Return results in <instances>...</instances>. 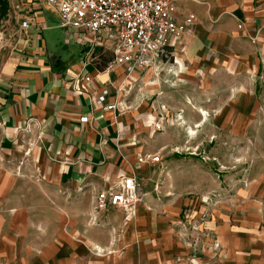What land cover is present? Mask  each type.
Returning <instances> with one entry per match:
<instances>
[{
	"label": "crops",
	"instance_id": "1",
	"mask_svg": "<svg viewBox=\"0 0 264 264\" xmlns=\"http://www.w3.org/2000/svg\"><path fill=\"white\" fill-rule=\"evenodd\" d=\"M3 1L0 264H264V176L241 188L217 218H207L205 230L197 226L194 246L178 234L168 199L149 189L139 193L134 211L97 209L99 192L157 164H138L139 155L157 153L138 152L130 124L118 114V88L140 74L102 65L97 52L108 51L92 33L64 26L46 0ZM175 4L178 20L196 16L193 32L147 75L172 58L176 76L202 78L205 88L210 78L258 71L264 0ZM106 89L115 110L97 103Z\"/></svg>",
	"mask_w": 264,
	"mask_h": 264
},
{
	"label": "rangeland",
	"instance_id": "2",
	"mask_svg": "<svg viewBox=\"0 0 264 264\" xmlns=\"http://www.w3.org/2000/svg\"><path fill=\"white\" fill-rule=\"evenodd\" d=\"M97 54L102 65L112 60L108 52ZM173 59L127 84L117 113L130 124L138 152L161 158L140 172L139 193L149 189L167 198L169 210L177 212L178 234L194 246L197 226L205 230L207 218H217L241 188L264 176V57L256 73L210 78L209 88L202 78L176 76Z\"/></svg>",
	"mask_w": 264,
	"mask_h": 264
},
{
	"label": "built area",
	"instance_id": "3",
	"mask_svg": "<svg viewBox=\"0 0 264 264\" xmlns=\"http://www.w3.org/2000/svg\"><path fill=\"white\" fill-rule=\"evenodd\" d=\"M54 8L64 26L92 33L111 56L113 65L124 69L126 76L142 74L156 60L169 57L170 50L185 35L193 32L196 19L190 14L183 20L176 16L175 0H46ZM26 26L27 23L24 22ZM3 33L0 31V48ZM122 82L118 91L124 90ZM109 90L98 97L97 103L115 110L116 104H106ZM83 117V121H87ZM158 154H141L138 164L158 163ZM139 202V183L132 173L122 177L120 187L98 194L97 209L106 210L109 204L134 211Z\"/></svg>",
	"mask_w": 264,
	"mask_h": 264
},
{
	"label": "bare ground",
	"instance_id": "4",
	"mask_svg": "<svg viewBox=\"0 0 264 264\" xmlns=\"http://www.w3.org/2000/svg\"><path fill=\"white\" fill-rule=\"evenodd\" d=\"M151 69H149V70H151ZM199 112H200V115L202 116V118H204V117L206 118L207 115H208V113L206 111H204L203 109L199 110ZM198 126H200V125H198ZM189 133L191 135H195L196 134V132L193 129H191Z\"/></svg>",
	"mask_w": 264,
	"mask_h": 264
},
{
	"label": "trees",
	"instance_id": "5",
	"mask_svg": "<svg viewBox=\"0 0 264 264\" xmlns=\"http://www.w3.org/2000/svg\"><path fill=\"white\" fill-rule=\"evenodd\" d=\"M0 19H1V16H2V11L4 10V1L3 0H0Z\"/></svg>",
	"mask_w": 264,
	"mask_h": 264
},
{
	"label": "water",
	"instance_id": "6",
	"mask_svg": "<svg viewBox=\"0 0 264 264\" xmlns=\"http://www.w3.org/2000/svg\"><path fill=\"white\" fill-rule=\"evenodd\" d=\"M0 12H1V10H0Z\"/></svg>",
	"mask_w": 264,
	"mask_h": 264
}]
</instances>
